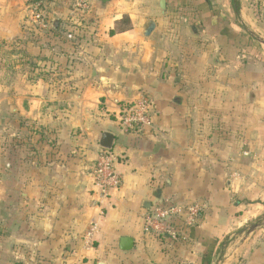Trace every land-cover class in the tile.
<instances>
[{
	"label": "crops",
	"instance_id": "1",
	"mask_svg": "<svg viewBox=\"0 0 264 264\" xmlns=\"http://www.w3.org/2000/svg\"><path fill=\"white\" fill-rule=\"evenodd\" d=\"M34 1L50 23L41 37L32 36ZM220 2L165 0L162 13L159 0H90L81 13L74 0H0V43L32 51H10L6 62L43 63L0 98V264H264V0L232 3L247 36L229 0ZM148 20L155 27L144 37ZM181 21L209 43L210 82L202 64L180 88L159 76ZM49 71L66 75L47 81ZM188 88L193 103L176 92ZM141 94L153 102V125L123 133L118 105ZM102 132L114 137L122 183L100 207L90 171ZM166 198L202 207L176 239L142 231L149 208ZM121 237L133 240L130 251H120Z\"/></svg>",
	"mask_w": 264,
	"mask_h": 264
},
{
	"label": "built area",
	"instance_id": "2",
	"mask_svg": "<svg viewBox=\"0 0 264 264\" xmlns=\"http://www.w3.org/2000/svg\"><path fill=\"white\" fill-rule=\"evenodd\" d=\"M38 1L32 4L34 22L41 30L47 29L50 23L44 18ZM74 8L87 13L90 10V0H74ZM115 120L121 132H137L151 128L152 102L147 97L118 105ZM118 156L113 151L100 149L94 166L90 171L92 181V195L95 197V206H103L112 191L121 186V178L116 171ZM202 207L199 204H184L163 199L156 201L143 218L142 231L154 237H167L176 239L182 231L194 227L200 218ZM181 221V226L176 227L175 222ZM97 231L96 222H90L86 239L89 240Z\"/></svg>",
	"mask_w": 264,
	"mask_h": 264
},
{
	"label": "rangeland",
	"instance_id": "3",
	"mask_svg": "<svg viewBox=\"0 0 264 264\" xmlns=\"http://www.w3.org/2000/svg\"><path fill=\"white\" fill-rule=\"evenodd\" d=\"M214 2H220L221 0H213ZM233 1V2H232ZM255 2V0H253ZM232 11L234 12V24H236L240 29V35H246L243 28V25L241 24L242 21H238L239 18V10L234 8L232 3H236L237 6L239 5V0H229ZM221 3V2H220ZM256 3V2H255ZM257 3L258 0H257ZM258 11V10H257ZM33 16V12H32ZM241 22V23H240ZM195 27V32L199 31L198 25H195L194 23L188 22V21H181L179 25L175 22L174 26H171L172 32L174 35L179 36L181 42L178 43L179 46H175L172 44L170 50H166L164 55V59H162V72L159 74V76L170 83L173 84V86H176L177 88H180L179 85L182 87V80L185 78L187 80H190L191 82L194 81L195 73L200 69L198 68L200 64H202L201 68V73L203 71V77L202 81L210 82L211 81V72L214 66L213 63V56H209L208 54V47L207 45L209 43L199 41L198 39H194L191 34L188 31V27ZM37 31V32H36ZM40 29L36 27V30L32 32V36H35V34L39 35L38 37H41ZM169 31V29H168ZM45 36L43 35V38ZM42 38V39H43ZM29 39H33L29 38ZM28 39V40H29ZM45 42V41H43ZM46 43V42H45ZM10 47H5L0 43V83H1V88H0V98L2 96V93L4 90H7V92H14V89L20 82L26 81V79L33 77L34 75L27 73V69L31 68L32 66L29 65L32 63V65L35 66H41L43 63H40L39 61L35 60H23L20 64L19 55L15 56H10V58L13 61H17L15 63L12 62H6L5 58L8 52H15L17 49L23 50L26 48L27 53L32 56V51H30L28 48V43L26 42L25 44L19 41H14L9 43ZM38 44V43H37ZM43 47H46V44H42ZM38 47V46H37ZM223 61L222 66H225L229 59L226 57L221 58ZM24 65V66H20ZM31 66V67H29ZM229 66V65H228ZM48 67H50V64H48ZM232 67V66H231ZM224 69V68H223ZM20 70V71H19ZM230 70V68H229ZM19 71V72H18ZM228 72L227 69H224L221 73L223 78L221 79L224 81V76ZM213 73L216 74V70L213 69ZM66 74H56V71L52 72L49 71V73L46 76L47 81H54V80H63L64 76ZM200 75V74H199ZM226 81V80H225ZM210 89L207 91L209 93ZM176 92L179 94L181 98L187 99V101H191L192 103L194 102L196 91L194 88H188L187 90H179L177 89ZM142 97H147L146 94H141ZM152 101V100H151ZM153 105V102H152ZM1 125V122H0ZM209 123L207 126V131L209 127ZM1 131V130H0ZM194 133V129L192 130V134ZM4 134L1 131L0 132V147H2L3 142H4Z\"/></svg>",
	"mask_w": 264,
	"mask_h": 264
},
{
	"label": "water",
	"instance_id": "4",
	"mask_svg": "<svg viewBox=\"0 0 264 264\" xmlns=\"http://www.w3.org/2000/svg\"><path fill=\"white\" fill-rule=\"evenodd\" d=\"M102 5H106L110 0H98ZM158 9L164 13L165 11V0H159ZM57 20L52 21V27H56ZM155 27V23L153 20H148L145 24V30L143 33L144 37H148ZM193 30V28H192ZM175 103L179 101L177 99L174 100ZM114 144V137L111 133L102 132L99 138V148L106 151H112ZM146 208H149V205H144ZM133 247V240L128 237H121L119 239V249L123 252H128Z\"/></svg>",
	"mask_w": 264,
	"mask_h": 264
},
{
	"label": "trees",
	"instance_id": "5",
	"mask_svg": "<svg viewBox=\"0 0 264 264\" xmlns=\"http://www.w3.org/2000/svg\"><path fill=\"white\" fill-rule=\"evenodd\" d=\"M233 2V1H232ZM128 18L127 17H123L122 18V20H121V24L123 23V24H127L128 25ZM120 30H122V28H120ZM120 30H118V31H120ZM115 33V31H110V34H114ZM237 45H239L240 46V50L242 51V48L243 47H246V45L244 44V45H242V42L241 41H239V42H237ZM30 65L32 66V67H36L35 65H32V63H30Z\"/></svg>",
	"mask_w": 264,
	"mask_h": 264
}]
</instances>
